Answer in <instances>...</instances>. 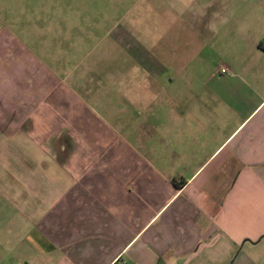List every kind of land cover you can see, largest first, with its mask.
<instances>
[{
  "label": "crops",
  "instance_id": "obj_1",
  "mask_svg": "<svg viewBox=\"0 0 264 264\" xmlns=\"http://www.w3.org/2000/svg\"><path fill=\"white\" fill-rule=\"evenodd\" d=\"M166 13L0 35V264H264V11Z\"/></svg>",
  "mask_w": 264,
  "mask_h": 264
},
{
  "label": "rangeland",
  "instance_id": "obj_2",
  "mask_svg": "<svg viewBox=\"0 0 264 264\" xmlns=\"http://www.w3.org/2000/svg\"><path fill=\"white\" fill-rule=\"evenodd\" d=\"M120 7L126 12L133 7L135 11L161 10L167 12L165 18L159 15L156 17V21L166 20V28L155 34V40L159 44L170 43L172 51L169 50L168 45L166 55H162L168 60L175 58L173 51L178 43L187 41L189 45H192L196 38L194 30L185 31L181 23H185L189 18L182 16L183 21H181L179 12L190 11L194 14L199 10L214 9L219 10L221 14L235 13L237 16L234 20L238 26L244 30L249 27V31L242 34L247 41H252V34L255 40L254 31L257 30L259 34L263 28L258 15L260 11H264V0H0V35L5 30L10 31L15 39L21 40L22 35V40L30 43L31 50L34 52L36 46L40 50L39 46L35 45L36 41L37 43L48 42L49 45L58 44L60 42L57 41L58 30L69 25H76L79 28L75 32L99 28L98 24L102 20L101 13ZM250 11L254 13L253 17H238ZM21 29L22 31L28 30L20 33ZM37 30L38 32L41 30V33ZM60 36L62 39L64 34L61 33ZM65 36L64 38L68 39L66 34ZM223 37H220V42L227 40ZM90 40L96 41L94 38ZM221 46L226 45L221 44ZM162 52V49H157V57H160L159 53ZM187 67L194 72L195 69H192L191 65Z\"/></svg>",
  "mask_w": 264,
  "mask_h": 264
},
{
  "label": "clouds",
  "instance_id": "obj_3",
  "mask_svg": "<svg viewBox=\"0 0 264 264\" xmlns=\"http://www.w3.org/2000/svg\"><path fill=\"white\" fill-rule=\"evenodd\" d=\"M219 17V13H213V19L209 21V24L206 25L205 27L212 32L217 31V24L215 23V19ZM221 24H225L227 23V18H223L222 20H220Z\"/></svg>",
  "mask_w": 264,
  "mask_h": 264
},
{
  "label": "built area",
  "instance_id": "obj_4",
  "mask_svg": "<svg viewBox=\"0 0 264 264\" xmlns=\"http://www.w3.org/2000/svg\"><path fill=\"white\" fill-rule=\"evenodd\" d=\"M222 71H224V70H222Z\"/></svg>",
  "mask_w": 264,
  "mask_h": 264
}]
</instances>
